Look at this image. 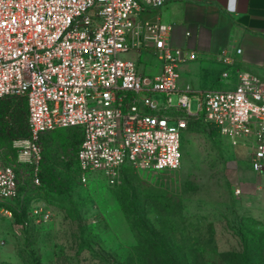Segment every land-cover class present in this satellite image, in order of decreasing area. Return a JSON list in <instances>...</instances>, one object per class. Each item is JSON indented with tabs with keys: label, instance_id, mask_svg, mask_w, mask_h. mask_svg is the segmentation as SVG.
I'll use <instances>...</instances> for the list:
<instances>
[{
	"label": "built area",
	"instance_id": "obj_1",
	"mask_svg": "<svg viewBox=\"0 0 264 264\" xmlns=\"http://www.w3.org/2000/svg\"><path fill=\"white\" fill-rule=\"evenodd\" d=\"M166 1L0 0V99L26 100L29 135L18 159L33 169L35 183L41 180L46 131L80 127L82 183L100 175L114 186L127 166L180 168L188 118L202 117L234 144L252 147L256 188L264 193V80L240 71L234 88L181 86V64L197 59L198 51L172 46L173 24L140 20L143 12ZM142 48L158 60V72L144 73L135 59L120 57ZM216 58L226 65L222 76L227 78L235 54L223 49ZM192 98L198 101L196 111ZM19 197L17 170L0 151V201ZM0 212L14 215L8 207ZM53 216L44 203L30 212L37 223Z\"/></svg>",
	"mask_w": 264,
	"mask_h": 264
},
{
	"label": "rangeland",
	"instance_id": "obj_2",
	"mask_svg": "<svg viewBox=\"0 0 264 264\" xmlns=\"http://www.w3.org/2000/svg\"><path fill=\"white\" fill-rule=\"evenodd\" d=\"M145 54L142 62L159 63ZM120 57L137 59L134 53ZM178 97H172L175 105ZM11 100L27 129L25 101ZM197 108L192 98V111ZM188 121L180 168L128 169L114 186L100 175L87 184L79 180V128L44 134L40 184L18 159L28 131L0 138L22 192L16 202L0 201L14 211L13 217L0 212V264H264V194L251 172L252 147L234 144L203 119ZM37 203L54 212L50 222L30 217Z\"/></svg>",
	"mask_w": 264,
	"mask_h": 264
},
{
	"label": "crops",
	"instance_id": "obj_3",
	"mask_svg": "<svg viewBox=\"0 0 264 264\" xmlns=\"http://www.w3.org/2000/svg\"><path fill=\"white\" fill-rule=\"evenodd\" d=\"M140 20L173 24L172 46L198 51L197 59L181 64V86L234 88L240 71L252 72L264 80V0H167L162 7L143 12ZM239 48L241 53H237ZM223 49L236 57L227 78L222 76L226 65L216 58ZM129 53L137 55L135 60L144 73L160 70L158 62H142L143 54L147 59L153 57L147 48ZM230 165H239V160ZM254 177L257 179L256 174Z\"/></svg>",
	"mask_w": 264,
	"mask_h": 264
},
{
	"label": "trees",
	"instance_id": "obj_4",
	"mask_svg": "<svg viewBox=\"0 0 264 264\" xmlns=\"http://www.w3.org/2000/svg\"><path fill=\"white\" fill-rule=\"evenodd\" d=\"M13 98H17V97L0 99V138L15 139V138L24 136L27 131L29 134L28 109H27L26 100L21 98L25 101L26 109H27L26 110L27 111V119H26L27 120L26 121L27 122V129L22 127L23 120L20 117L21 112H19V109L17 108V103L11 100ZM190 118H195V117H190ZM199 119H203V118L199 117ZM188 123H189V121H188ZM212 126L217 130V128L214 125H212ZM62 128H79V129H81L78 126L62 127ZM57 129H61V128H57ZM187 129H188V127L185 130H187ZM54 130H56V129H54ZM54 130H49V131H54ZM49 131H46L41 135V141L43 139L44 134L49 132ZM81 131H82V129H81ZM82 140H83V131H82ZM77 154H78V152H77ZM43 159H44V153H43ZM76 161H77L78 178L81 181V179L79 177V168H78L77 156H76ZM42 162H43V160H42ZM41 166H42V163H41ZM128 169H134V168L131 166L125 167L123 170V173H122V177ZM81 183H82V181H81ZM21 198H22V192H21V186H20V197L18 198V200H20Z\"/></svg>",
	"mask_w": 264,
	"mask_h": 264
}]
</instances>
